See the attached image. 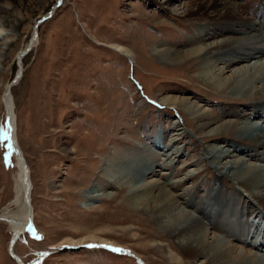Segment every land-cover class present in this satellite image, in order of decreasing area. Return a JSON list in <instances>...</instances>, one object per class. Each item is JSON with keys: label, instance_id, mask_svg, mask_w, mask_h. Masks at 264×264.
<instances>
[{"label": "rangeland", "instance_id": "374dc122", "mask_svg": "<svg viewBox=\"0 0 264 264\" xmlns=\"http://www.w3.org/2000/svg\"><path fill=\"white\" fill-rule=\"evenodd\" d=\"M56 1L0 0V21L15 35L3 50L0 72V211L15 209L10 204L16 196L17 173L5 132L3 95L6 86L16 82L18 53L48 16L38 25L39 42L24 59L23 77L13 88L17 136L31 169L35 208L34 223L15 252L26 264H139L134 255L105 245L109 240L145 264H171L166 251L155 244L161 229L127 202L131 182L113 181L106 163L128 155L133 166L152 165L153 178L169 182L196 172L192 166L183 171L191 158L199 160L203 170L188 185L202 188L206 181L214 182L215 170L201 161L205 142L193 135L192 120L161 100L199 95L198 101L208 108L213 105L216 112L220 98L196 81L190 70L194 65L166 64L154 53L166 45L187 48L199 21L184 17L189 0L167 5L166 0H65L55 5ZM237 2L249 3L254 12L259 0ZM177 120L187 136L178 144V154L188 159L166 161L154 153L160 147L175 148L171 135ZM150 150L153 156L148 159ZM92 190L100 195L87 202L85 195ZM11 236L9 225L0 222V264H17L9 253ZM72 239L91 240L74 248L67 243ZM95 242L102 244L91 249Z\"/></svg>", "mask_w": 264, "mask_h": 264}, {"label": "bare ground", "instance_id": "6f19581e", "mask_svg": "<svg viewBox=\"0 0 264 264\" xmlns=\"http://www.w3.org/2000/svg\"><path fill=\"white\" fill-rule=\"evenodd\" d=\"M64 1L57 0L55 5L59 2L62 5ZM237 1H187L183 7L184 17L199 21L191 37V45L187 48L166 45L154 49L155 56L166 64L177 67L194 65L190 70L196 81L220 98L222 105L219 110L216 108L218 112L212 110L213 105L208 108V105L200 103L199 95L166 96L161 100L174 107L180 116L186 115L192 120L193 135L205 142L204 157L200 160L211 164L215 170L214 182L208 180L202 188L188 185L203 170L199 160L191 158L183 171L192 166L196 167V172L183 180L169 182L153 178L155 169L152 165H145L144 169L133 166L128 155H120L106 163L113 181L126 179L131 182L128 187L131 195H128L127 202L161 229V235L158 234L160 240L155 244L162 252L166 251V258L171 264H264L263 255L258 254V251L264 253V0H259L254 12L249 10V3L239 4ZM170 2L166 0L165 4ZM13 36L1 20L0 72L4 71L3 50L12 42ZM38 42L36 26L30 41L18 53L20 71L16 82L8 84L3 95L7 116L5 132L16 158L17 173L14 176L16 196L10 204L15 209L8 207L0 211V222H6L12 233L9 245L12 257V252L16 254L17 242L30 230L35 220L34 185L31 169L18 141L13 88L23 77L24 59ZM115 47L131 56L123 47ZM174 125L176 129L171 135L174 138L171 147L175 148H156L154 155L162 154L166 161L174 158L186 160L188 158L183 153L178 154L182 151V146L178 144L187 140L186 130L179 120ZM158 144L161 145V142ZM146 152L148 154L151 150ZM149 154L146 156L148 159L153 156V153L151 157ZM246 158L253 163L248 164ZM140 162L145 164V159ZM133 174L139 179H133ZM93 190L85 195L87 202L100 195ZM90 240L72 239L67 243L70 247L81 248L87 246ZM106 241L105 245L115 252L134 255L139 264H145L132 251ZM100 244L102 242L92 243L91 249H97ZM16 261L17 264H26L22 258Z\"/></svg>", "mask_w": 264, "mask_h": 264}, {"label": "water", "instance_id": "95a60500", "mask_svg": "<svg viewBox=\"0 0 264 264\" xmlns=\"http://www.w3.org/2000/svg\"><path fill=\"white\" fill-rule=\"evenodd\" d=\"M53 13H54V9L52 10V12H51V15H53ZM48 17V16H47ZM47 17H44L43 19H41L39 22H38V24H40L43 20H45V19H47ZM38 26V25H37ZM9 144H11V141H10V139L8 140V145ZM11 146V145H10ZM16 150V149H15ZM17 152H18V150H17ZM30 224H32V221H31V223ZM30 226V225H29ZM28 226V227H29ZM27 227V228H28ZM27 230V229H26ZM24 233V231L23 232H21L20 234H23ZM13 241V240H12ZM46 254H51V251L50 252H47ZM12 255H13V257L16 259V260H18V261H20V257L19 256H17L14 252H12Z\"/></svg>", "mask_w": 264, "mask_h": 264}]
</instances>
